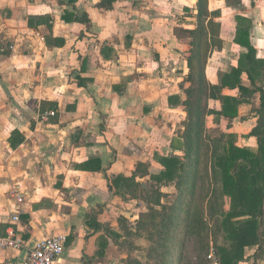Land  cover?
Returning a JSON list of instances; mask_svg holds the SVG:
<instances>
[{
	"label": "crops",
	"instance_id": "1",
	"mask_svg": "<svg viewBox=\"0 0 264 264\" xmlns=\"http://www.w3.org/2000/svg\"><path fill=\"white\" fill-rule=\"evenodd\" d=\"M102 1L0 0V233L23 241L20 251H0V264H22L53 234L67 238L58 264H116L105 262L116 217L139 216L130 190L180 154L174 132L185 114L179 84L189 44L170 31L196 28L197 0H115L110 9ZM207 1L222 46L209 51L204 74L218 85L246 52L233 42L236 29L264 60V0ZM240 81L252 89L246 74ZM258 99L238 106L232 126ZM245 119L254 122L247 136L257 118Z\"/></svg>",
	"mask_w": 264,
	"mask_h": 264
},
{
	"label": "trees",
	"instance_id": "2",
	"mask_svg": "<svg viewBox=\"0 0 264 264\" xmlns=\"http://www.w3.org/2000/svg\"><path fill=\"white\" fill-rule=\"evenodd\" d=\"M113 1L115 0H103L99 4L100 8L110 9ZM207 6V0H197L195 18L198 25L196 24L194 30L181 27L172 29L174 38L191 39L188 42L189 55L185 57L188 73L179 84L184 96L181 105L186 113L183 131L178 136L182 141V147L179 149L182 156L173 155L160 159L164 170L158 175L150 176V180L160 186H168L171 183L179 186L178 179L185 172L187 175L192 174L194 181L196 172L193 173L191 168L183 169V157L186 160L194 159L197 165L204 116H219L227 123V129H230L238 115V106L250 103L251 98L258 94L256 125L246 136L256 140V148L239 147L235 143L234 134L222 133L219 139L215 140L217 146L221 144V152H214L212 155L214 178L220 181V194L228 199V210L219 213L222 218L220 230L223 242L216 245L213 252L218 264H241L248 259L246 249L253 247H256L253 258L264 259V87L255 85L257 79L264 78V60L256 58V51L247 30L238 28L233 42L246 52L239 55L235 68L220 77L218 85H210L204 74L206 55L212 49L220 50L222 41L219 39L220 25L209 17ZM242 74L247 75L252 89L241 84ZM262 82L263 79L260 80V83ZM223 89L236 90L238 96L223 95ZM209 100L218 101L220 111L210 110L206 104ZM188 164L190 166V163ZM194 183L192 182V185ZM139 187L138 185L129 193L134 194ZM143 215L145 214L141 216ZM197 222H200L199 232H195ZM86 224L91 227V223ZM188 227L190 231L194 230L192 233L200 240L206 229L205 220L195 214ZM106 246V243L101 245L102 252L98 251L96 255L98 258L104 257Z\"/></svg>",
	"mask_w": 264,
	"mask_h": 264
},
{
	"label": "rangeland",
	"instance_id": "3",
	"mask_svg": "<svg viewBox=\"0 0 264 264\" xmlns=\"http://www.w3.org/2000/svg\"><path fill=\"white\" fill-rule=\"evenodd\" d=\"M229 4L238 5L237 0H229ZM218 5L219 3H215L214 7ZM180 26L178 24V27ZM189 40L191 39L184 41L189 42ZM187 55L189 50L185 52L184 57ZM206 56L208 57V52ZM261 86L264 87V83ZM255 98H259V95L252 97L250 102ZM206 104L210 110L216 108V102L208 101ZM256 106L251 111L245 112V115H241L231 129H227V123L219 116H204L203 137L197 165L194 159L186 160L183 157V169L191 168L193 173L196 172L194 181L192 174L187 175L183 172L178 179L179 186H175L176 183L160 186L153 181H147L145 188H137L134 196L139 202L136 211L140 215L133 222L121 216L116 217L119 234L117 233L116 238L112 240L111 254L105 262L114 260L116 264H218L213 250L216 245L223 242L220 230L222 218L219 213L228 210V199L220 194V181L214 178L212 171V155L214 152H221V144L217 146L215 140L219 139L220 134L232 130L235 143L254 148L256 145L254 140L248 141V137L245 136L254 122L248 124L245 118L252 113L257 118L259 99L256 101ZM185 119L186 113L178 124L179 129L174 132L176 136L182 133ZM192 182L195 183L192 185ZM142 214L145 215L141 216ZM195 214L205 220L206 229L200 240L192 233L194 230L190 231L188 227ZM199 224L200 222L196 223L195 232H199ZM255 250L256 247L246 249L248 259L241 264H264V259L253 258Z\"/></svg>",
	"mask_w": 264,
	"mask_h": 264
},
{
	"label": "built area",
	"instance_id": "4",
	"mask_svg": "<svg viewBox=\"0 0 264 264\" xmlns=\"http://www.w3.org/2000/svg\"><path fill=\"white\" fill-rule=\"evenodd\" d=\"M54 113H47L41 117L47 121L49 117H53ZM17 199L21 197L15 195ZM17 220V218H13ZM65 234H53L41 240H38L33 248L28 252L22 264H58L63 256L65 243ZM23 248L22 239L16 235L13 230H9L5 235L0 233V251L15 250L20 251Z\"/></svg>",
	"mask_w": 264,
	"mask_h": 264
}]
</instances>
